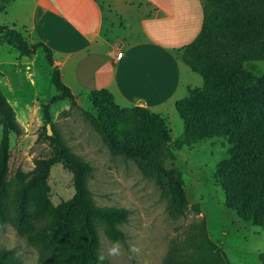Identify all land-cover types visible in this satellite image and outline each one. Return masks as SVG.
Listing matches in <instances>:
<instances>
[{
	"label": "trees",
	"instance_id": "obj_1",
	"mask_svg": "<svg viewBox=\"0 0 264 264\" xmlns=\"http://www.w3.org/2000/svg\"><path fill=\"white\" fill-rule=\"evenodd\" d=\"M6 0H0V11ZM203 21L197 36L182 52V60L199 74L202 85L188 87L187 95L175 107L183 120L184 131L172 144L163 118L146 107L134 106L136 119L116 120L104 114L95 102L99 94L109 97L103 88L89 94L97 106V115L85 113L100 133L113 155L135 162L139 171L156 184L168 213L183 216L188 199L175 166L164 165L169 149L191 147L212 136H222L230 144L229 156L216 164L214 177L224 192L225 206L244 222L264 230V75L257 76L244 67L247 61L264 60V0H205ZM13 45L20 55H30L41 47L52 62V51L43 43L28 44L17 30L0 26V42ZM52 82L58 98H73L61 80L57 68ZM221 115L229 125L206 127L204 114ZM245 113L243 118H239ZM0 116L3 133L0 140V221L10 223L27 238L41 243L50 251L40 264H110L99 261V238L96 230L103 225L111 241L125 240L120 224L127 220L122 207L99 206L88 186L92 166L73 153L58 132L50 137L52 154L35 160L30 179L19 177L10 195L6 172L8 167V134L20 126L12 106L0 92ZM46 123L51 119L43 107ZM61 163L73 173L74 193L67 200L52 205L48 199L47 177L51 166ZM164 264H231L226 253L208 235L204 220L193 221L183 237L173 239ZM264 264V253L259 255ZM0 264H24L8 248H0Z\"/></svg>",
	"mask_w": 264,
	"mask_h": 264
},
{
	"label": "rangeland",
	"instance_id": "obj_2",
	"mask_svg": "<svg viewBox=\"0 0 264 264\" xmlns=\"http://www.w3.org/2000/svg\"><path fill=\"white\" fill-rule=\"evenodd\" d=\"M4 19L0 16V25ZM27 42L36 43L34 39H27ZM244 67L257 76L264 75V60L247 61ZM55 68L53 58L49 61L41 47L35 48L30 55H20L13 45L0 43V92L12 106L20 126L19 132L8 134L6 182L10 195L16 190L20 175L25 174L27 180L32 177L36 159L52 154L49 137L58 132L70 150L92 166L88 186L96 204L128 211L127 220L119 226L125 240L120 242L122 249L118 257L107 255L114 241L107 238L103 225L96 226L99 256H105L108 263L164 264L172 240L182 238L188 224L199 220H204L208 235L223 249L231 264L260 263L259 255L264 253V230L242 221L235 211L225 206L224 192L214 177L216 164L229 156L230 144L224 137L204 138L180 150L171 146L164 156L165 166L177 167L189 202L186 213L174 218L168 213L155 182L144 176L134 161L113 155L85 114L97 115V102L102 105L104 114L116 120L136 119L137 113L131 109L134 106L117 104L112 94V97L99 94L95 102L90 94L73 95L72 99L58 98L60 92L52 82ZM45 106L50 123L44 120ZM159 115L172 144L184 131L183 120L176 107L172 114ZM244 116L245 113L239 118ZM204 119L206 127L231 124V120L221 115L205 113ZM2 133L0 116V140ZM46 182L48 199L54 206L69 200L74 193L73 173L61 163L51 166ZM130 244L141 248L140 254L131 259ZM1 247L15 252L24 264H40V258L50 254L41 243L27 238L10 223L0 221Z\"/></svg>",
	"mask_w": 264,
	"mask_h": 264
},
{
	"label": "crops",
	"instance_id": "obj_3",
	"mask_svg": "<svg viewBox=\"0 0 264 264\" xmlns=\"http://www.w3.org/2000/svg\"><path fill=\"white\" fill-rule=\"evenodd\" d=\"M204 4L205 0H6L0 26L46 45L74 96L105 88L121 106L172 114L188 87L202 85L201 76L182 60V52L200 31Z\"/></svg>",
	"mask_w": 264,
	"mask_h": 264
},
{
	"label": "clouds",
	"instance_id": "obj_4",
	"mask_svg": "<svg viewBox=\"0 0 264 264\" xmlns=\"http://www.w3.org/2000/svg\"><path fill=\"white\" fill-rule=\"evenodd\" d=\"M121 249H122V245L120 241H115L112 243V246L108 248L107 255L112 257H118L121 255ZM128 252H129V258L131 259L134 256L140 254L141 248L135 244H130L128 248ZM105 258H106L105 256H99L98 260L103 261Z\"/></svg>",
	"mask_w": 264,
	"mask_h": 264
},
{
	"label": "built area",
	"instance_id": "obj_5",
	"mask_svg": "<svg viewBox=\"0 0 264 264\" xmlns=\"http://www.w3.org/2000/svg\"><path fill=\"white\" fill-rule=\"evenodd\" d=\"M121 54H122V52L118 51L117 54H116V56H117V57H120Z\"/></svg>",
	"mask_w": 264,
	"mask_h": 264
},
{
	"label": "water",
	"instance_id": "obj_6",
	"mask_svg": "<svg viewBox=\"0 0 264 264\" xmlns=\"http://www.w3.org/2000/svg\"><path fill=\"white\" fill-rule=\"evenodd\" d=\"M50 127H49V124H47V130H48V134H50L51 133V131H50V129H49Z\"/></svg>",
	"mask_w": 264,
	"mask_h": 264
}]
</instances>
